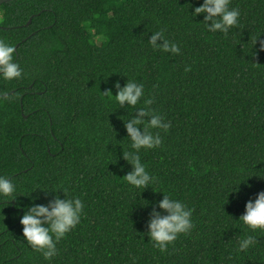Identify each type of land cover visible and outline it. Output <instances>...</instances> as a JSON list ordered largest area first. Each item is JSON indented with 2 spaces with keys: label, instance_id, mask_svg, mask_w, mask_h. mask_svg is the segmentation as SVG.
<instances>
[{
  "label": "trees",
  "instance_id": "trees-1",
  "mask_svg": "<svg viewBox=\"0 0 264 264\" xmlns=\"http://www.w3.org/2000/svg\"><path fill=\"white\" fill-rule=\"evenodd\" d=\"M202 2L0 6V39L14 47L22 72L0 80L7 92L0 97V175L17 186L15 201L0 198V264H264V232L238 220L264 191V0H230L240 17L227 34L191 17L188 4ZM157 31L178 54L150 46ZM128 80L144 86L135 108L102 95ZM145 99L169 128L149 129L161 145L138 155L155 180L134 188L122 179L131 171L122 153L134 151L122 121ZM56 192L79 198L83 210L56 256L45 260L22 238L17 205L31 206L33 197L47 205ZM163 194L192 209L193 228L161 252L146 233ZM246 235L256 243L241 252Z\"/></svg>",
  "mask_w": 264,
  "mask_h": 264
},
{
  "label": "clouds",
  "instance_id": "clouds-1",
  "mask_svg": "<svg viewBox=\"0 0 264 264\" xmlns=\"http://www.w3.org/2000/svg\"><path fill=\"white\" fill-rule=\"evenodd\" d=\"M188 5L192 9L191 17L203 16L202 23L209 32L227 34L230 28L236 27L239 23V9L230 7V0H203L197 7ZM104 39L102 34L95 37L96 41ZM257 42L258 38L253 42V47ZM148 43L153 49L166 53L178 54L180 51L176 43L165 38L162 31L152 33ZM258 51L264 52V40L259 41ZM14 52L13 46L0 39V80L12 81L21 77L20 66L13 59ZM143 88V84L132 80L126 81L123 86L117 81L111 88H106L102 95L114 99L121 108L125 106L135 108L144 96ZM112 89L116 90L114 96ZM6 96L7 92L0 90V97ZM152 103V99H145L144 107L137 109L135 115L126 122L122 121L127 138L131 141L130 147L134 150L122 153L123 159L131 166V171L127 172L122 179L134 188H146L155 180V177L150 176L146 171L138 155L141 149H154L161 145L159 132L153 133L149 129L167 131L169 128V124L164 122L160 115L155 114L150 107ZM16 191L17 186L13 180L7 175H0V198L4 202L15 201ZM238 191L237 187L231 193L235 194ZM43 193L47 197L48 192ZM38 198H32L31 206L21 208L19 204L17 205V208L23 212L19 217V223L22 226L21 235L34 251L40 252L45 260H50L57 254V242L79 223L83 204L76 197L62 199L57 192L52 193V200L47 205L35 203ZM157 207L164 214L161 215V212L153 208L149 214L146 235L154 247L164 252L179 235L186 234L193 228L192 209L166 194L162 195ZM238 220L252 232L257 230L264 232V191L258 192L254 199H249L245 203L244 212ZM255 243L254 236L246 235L238 241V250L247 251Z\"/></svg>",
  "mask_w": 264,
  "mask_h": 264
},
{
  "label": "water",
  "instance_id": "water-1",
  "mask_svg": "<svg viewBox=\"0 0 264 264\" xmlns=\"http://www.w3.org/2000/svg\"><path fill=\"white\" fill-rule=\"evenodd\" d=\"M11 1H16V0H0V6L5 4V3H9ZM32 22V18L28 21L27 25H30Z\"/></svg>",
  "mask_w": 264,
  "mask_h": 264
}]
</instances>
